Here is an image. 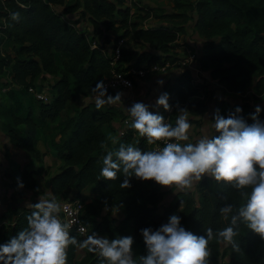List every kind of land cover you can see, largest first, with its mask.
<instances>
[{
	"label": "trees",
	"instance_id": "16d2710c",
	"mask_svg": "<svg viewBox=\"0 0 264 264\" xmlns=\"http://www.w3.org/2000/svg\"><path fill=\"white\" fill-rule=\"evenodd\" d=\"M128 1L0 0V91L9 89L5 95L10 101V104L0 103V119L2 132L12 140L18 138L19 126L26 125L20 148L33 153L39 161L42 158L35 150L38 136L43 129H50L55 124V133L47 145L63 166L49 179V199H81L85 204L82 219L90 230L89 235H106L110 240L132 236L133 250L140 247L142 256L147 250L141 230L152 228L155 231L173 214L180 217V226L197 236L205 235L207 228H212L215 234L230 226V218L225 220L220 209L226 204H232L234 210L239 208L243 203L239 192L228 184L205 177L198 182L197 199L185 192L180 193L177 200L164 205L163 193L155 181L132 177L131 187L122 189V172L115 181L101 177L102 158L108 151H117L120 144L152 151L147 138L141 137L132 127L120 135L119 128L112 123L117 118L122 122L126 115L117 107L102 111L96 109L95 103H89L83 108H75L73 115L68 114V109L80 97H94L92 88L100 81L105 83L114 70L123 72L131 67L175 65L182 59L179 53L185 48L180 38L186 32L187 22L193 18L194 30L204 40L196 59L200 70L209 73L226 92L243 96L252 86L255 100L264 99V0H176V11L171 14H156L152 9L139 8L146 10L145 18L154 16L166 20V24L150 28L140 27L132 21L133 6H126ZM58 6L64 8L63 15L80 11V17L87 18L92 26L91 36L78 29L77 22L65 20L55 10ZM13 12L20 13L19 21L10 19ZM111 31H122L120 40H141L158 53L123 48L122 62L113 67L115 44L111 46V52L106 51L107 45L112 43L108 35ZM47 77L59 79L50 87L53 97L49 103L37 100L40 113L35 119L29 90L36 89L38 80ZM36 90L41 92V89ZM164 92L169 94L172 111L167 112L161 107L159 114L165 119L169 117L173 127L178 117L177 104L195 117L189 120L191 125H201V118L209 111L211 93L204 85L194 83L191 70L181 71L170 79ZM24 102L29 105L27 108H24ZM214 103L213 123L217 110L227 118L237 107L242 109L239 115L249 125L253 123L251 116L257 106L248 100L231 104L217 97ZM260 108L259 119L264 121V105ZM21 112H24V118L19 116ZM214 135L218 133L215 131ZM102 144L106 147L102 148ZM43 173L42 167L27 172L17 166L10 178L15 185L22 182L26 189L43 195L44 191L35 178ZM87 189L93 192L90 202L82 198ZM105 200L108 210L101 218L106 209ZM33 210L31 206L16 204L0 215V245L27 227V217ZM111 210H121L125 215L118 225L111 218ZM8 219L9 223L6 222ZM238 231L235 240L240 246L239 251L226 245L221 253V246L225 243L215 238L209 242L211 261L219 264L220 256L229 255V260L222 264H264V239L242 223ZM70 236L78 242L85 240L74 232ZM77 250V246H69L67 264H101L98 255L90 252L82 260H77Z\"/></svg>",
	"mask_w": 264,
	"mask_h": 264
},
{
	"label": "clouds",
	"instance_id": "9594fccd",
	"mask_svg": "<svg viewBox=\"0 0 264 264\" xmlns=\"http://www.w3.org/2000/svg\"><path fill=\"white\" fill-rule=\"evenodd\" d=\"M10 19L19 21L20 13H11ZM158 84L162 85L163 80ZM92 91L97 110L122 101L123 93L108 95L103 81ZM169 99V94L164 92L154 105L136 102L127 109L133 118L132 128L146 137L148 144L163 142L165 146L141 151L131 144H120L117 151H108L102 158L100 175L107 181H115L122 172V189L131 187L132 177L180 191L191 190L205 177L223 182L236 189L243 200L235 210L232 204L220 209L225 220L230 218V226L215 234L212 228H207L205 235L197 236L180 226V217L173 214L157 230H141L147 254L137 260L132 236L110 240L92 234L78 242L70 236L71 225L60 219L61 204L55 198H39L37 203L30 204L34 210L27 217V227L0 245V264H67L70 245L97 254L101 264H211L209 242L214 238L231 245L235 251L240 250L235 237L241 223L264 239V121L259 119L260 106L251 116L250 125L239 115L242 112L239 107L227 118L217 110L213 127L218 135L192 143L188 142L192 125L186 108L176 105L178 117L174 127L165 123L158 111H150L162 107L170 112ZM19 187H23L22 182ZM104 203L107 211V201Z\"/></svg>",
	"mask_w": 264,
	"mask_h": 264
},
{
	"label": "rangeland",
	"instance_id": "374dc122",
	"mask_svg": "<svg viewBox=\"0 0 264 264\" xmlns=\"http://www.w3.org/2000/svg\"><path fill=\"white\" fill-rule=\"evenodd\" d=\"M70 1L71 0H66ZM74 1V0H72ZM184 2H193L194 0H183ZM126 6L132 7V14H134L132 21L137 22L140 27L144 28H150V27H156L158 25L166 24V20L164 19H158L154 16L150 18L146 17V10H139V8H148L152 9L154 13L156 14H171L176 11V0H129L126 3ZM63 7H55V10L63 15ZM192 16L195 17V13H192ZM63 18L65 20L71 21V22H77V28L80 29L83 32H86L88 36H91L92 33V26L88 22L87 18H81L80 17V11L75 12L72 15H63ZM194 18L189 20L186 24V32L184 35L181 36L180 42L185 43V48L182 50V52L179 53V56L181 58H187L190 54H196L198 56L201 53L202 45L204 43V40L197 36V33L194 30ZM122 34V31H111L108 33L110 36L112 43L107 45L106 51L111 52L113 44H117L120 40V36ZM101 39L100 41H102ZM123 48L126 49H137V50H150L153 53H158L153 47H151L149 44L141 41V40H125V43L123 44ZM7 49H10L9 47ZM61 65L63 62L61 60L58 61ZM179 69V74L181 71V68L179 66H172L171 68L167 69L165 72H150L146 78L141 79L140 83L138 82L135 93L139 96L138 102H143L146 105H154L155 101L159 97L161 93H164V86L165 84L175 77H177L179 74L174 75V70ZM198 70H193L192 73L194 74V83L195 84H202L206 87V89L211 93L209 102V108L215 107L214 103V93L216 89H214L215 86H218V82L214 80L209 73H202L199 66ZM59 79V77H47L43 80H38L36 89H41V92L44 93L46 96L51 99L53 97V93L51 90V86L56 83V81ZM159 80H163V84H158ZM35 89V90H36ZM9 89H4L3 91H0V103L4 104H10L9 99L6 97V92H8ZM30 94L33 95V93L30 92ZM29 94V95H30ZM225 94H229L226 92L223 88L219 92L220 96H224ZM30 95L31 97V111L32 115L35 119L39 117L40 113V104L37 101L38 99L34 96ZM231 97H234L236 99L232 100L237 102H242V100H248L249 102H253L256 106H260V104L264 105V99H258L259 101L255 100V97L253 96V89L252 86L247 90V92L243 96H236L231 95ZM89 103H95L94 97H80L77 99L76 102L70 105V108L68 110L69 115H73V112L75 108H83ZM128 101H121L114 105H105L100 110L104 111L109 107H117L120 110L124 112L126 115L128 112ZM29 106L27 103L24 102V108H27ZM161 109V108H159ZM158 109V110H159ZM150 111H157L155 108H150ZM67 115V112L64 114V116ZM19 116L21 118H24V112L19 113ZM191 115L188 113V120ZM193 117V116H192ZM195 118V117H194ZM2 121L0 119V215L7 211L9 208H13L16 204H19L20 206H27L29 207L30 204L37 203L39 201V198H49L51 196L50 189L48 187L49 179L54 176L56 173H58L63 166V162L56 159L51 153L50 149L48 148L47 143L51 140L55 133L54 126L55 124H52V128L50 126V129L47 127L42 130V133L38 136V141L35 146V150L39 152L42 160L39 161V158H37L33 153H30L22 148H20V142L26 135V125L22 124L18 128V138L16 140H12L9 136L4 134L1 130ZM121 121L120 118H117L113 121L112 126H115V128H120ZM210 126H213V122L210 121L208 123ZM50 125V124H49ZM194 130V127L191 128V131ZM19 166L21 170H25L27 172L37 170L38 168L42 167L44 170V173L41 176H36V180L38 185L41 187V189L44 191L43 195H38L34 193L31 190L26 189L25 187H19L16 184L14 180L10 178V174L16 169V167ZM160 190L163 193V201L162 203L164 205H167L179 198L180 193L190 192L194 198L197 199L198 197V183H195L191 190L187 191H180L178 189H171L168 187H164L159 185ZM93 196V192L91 189H87L83 192L82 198L86 202H90L91 198ZM60 204L63 201V199L58 200L56 199ZM107 213V211L104 209L101 218ZM111 218L115 220V224L118 225L120 221H122L125 217L123 212L121 210H111L110 211ZM101 218L99 219L101 221ZM7 223L10 222L8 219L6 221ZM128 235H130V231H128ZM100 237H107L106 235H100ZM108 238V237H107ZM226 249V244H222L221 246V253H223ZM134 251V258L138 260L139 256H141V248L136 247ZM87 249H80L77 250V260H82L84 256L87 253ZM229 260V255L220 256L218 258V263L222 264L223 262H226ZM211 264H216V262L211 261Z\"/></svg>",
	"mask_w": 264,
	"mask_h": 264
},
{
	"label": "built area",
	"instance_id": "2783aa9c",
	"mask_svg": "<svg viewBox=\"0 0 264 264\" xmlns=\"http://www.w3.org/2000/svg\"><path fill=\"white\" fill-rule=\"evenodd\" d=\"M125 43L124 39L119 40V42L114 45L113 48V60L111 65L113 67L120 65L122 62V49L123 44ZM197 56L196 54H190L187 58H182L179 60L174 66H179L181 71L189 69L191 71L194 70L193 63L196 62ZM172 66L168 63L164 67H160L158 64L153 65L152 67L143 66L142 68H126V71L116 72L113 71V75L109 78L104 84L107 87V91H112L115 93H122L127 91H133L136 87V83L141 79L145 78L146 75L150 72H165L167 69ZM180 71V72H181ZM33 95L40 101L44 103H49L51 99L46 96L42 92H38L35 88H30L29 90ZM172 111V110H171ZM132 117L129 112H127L124 120L121 122V126L119 128L120 135H124L126 130L132 124ZM165 123L171 124L170 118L165 119ZM184 143V142H182ZM151 150H157L159 148H163L165 145L163 142H158L156 144H149ZM84 202L81 199L76 200H63L61 202V217L60 219L63 222H66L71 225L69 232H74L76 235H79L83 238H87L90 234L89 228L85 225L82 219V212L84 210ZM100 236V235H98Z\"/></svg>",
	"mask_w": 264,
	"mask_h": 264
},
{
	"label": "crops",
	"instance_id": "0c3cea01",
	"mask_svg": "<svg viewBox=\"0 0 264 264\" xmlns=\"http://www.w3.org/2000/svg\"><path fill=\"white\" fill-rule=\"evenodd\" d=\"M197 36H198V34H197ZM193 66H194V70L199 71L198 70V62L197 61L193 63ZM178 71H179V69L178 70H174V75L179 74ZM138 82L140 83L141 81H138ZM138 82L136 83V86H137ZM135 89H136V87H135ZM135 89L133 91L122 92L123 93L122 101H128V105H127L128 108H130L134 103L138 102V98H136V97H138L139 95L135 93ZM214 89H216V91L214 93V97L215 98L218 97V98L226 99L231 104L236 103L235 101H232V100H234L236 98L231 97L230 96L231 93H229V92H228L229 94H225L224 96H220L219 95V92L222 89V87L220 85L215 86ZM231 95H233V94H231ZM251 103L254 104L253 102H251ZM260 106H262V104H260ZM214 108L210 107L208 113L201 118L202 119L201 125L192 124V127H194V130L193 131L190 130V140L188 142L195 143L196 140H198V139H200L202 137H205V136H207L209 138L212 137V135L215 132V128L213 126H210L208 123H210V121H211V116L213 114ZM157 111L159 112L160 109L157 110ZM154 112H156V111H154ZM189 119H195V118L190 116ZM184 143H187V142H184Z\"/></svg>",
	"mask_w": 264,
	"mask_h": 264
}]
</instances>
